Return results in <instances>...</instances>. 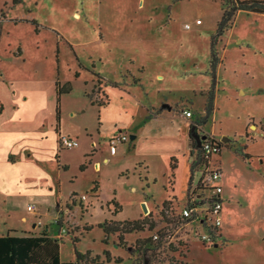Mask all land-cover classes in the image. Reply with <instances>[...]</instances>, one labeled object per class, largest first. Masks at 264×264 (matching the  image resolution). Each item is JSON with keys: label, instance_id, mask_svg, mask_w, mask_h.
<instances>
[{"label": "rangeland", "instance_id": "obj_1", "mask_svg": "<svg viewBox=\"0 0 264 264\" xmlns=\"http://www.w3.org/2000/svg\"><path fill=\"white\" fill-rule=\"evenodd\" d=\"M19 1L0 0V235L46 233L60 241L64 262H76L77 249L78 264H264V234L228 208L229 233L178 216L198 192L200 176L194 166L188 185V159L196 152L187 149L184 112H193L190 122L201 124L203 134H225V150L235 153L247 143L239 136L244 118L264 122V14L239 12L232 28L217 36L228 9L223 0ZM213 44L216 72L224 62L225 70L222 79L216 74L221 82L206 118L208 92L201 90L211 86ZM57 82L72 87L60 102ZM120 132L138 136L135 149L128 153L121 145L111 157V139ZM68 134L79 137V146L62 150L59 141ZM242 159L253 170L264 164L262 154ZM244 162L236 163L251 183ZM172 163L180 169L173 171ZM229 167L224 152L223 179L231 184ZM148 184L154 200L146 215L141 200ZM224 187L226 206L233 200L231 187ZM116 204L121 211L114 215ZM141 213L153 231L148 225L105 241L100 224L138 220Z\"/></svg>", "mask_w": 264, "mask_h": 264}, {"label": "trees", "instance_id": "obj_2", "mask_svg": "<svg viewBox=\"0 0 264 264\" xmlns=\"http://www.w3.org/2000/svg\"><path fill=\"white\" fill-rule=\"evenodd\" d=\"M228 4V9L224 11L221 22L218 25L217 36H222L224 32L228 29H231L234 23V19L239 12L255 13V14H264V0H223ZM19 0H14V4L19 3ZM20 22L18 20L15 23ZM36 25V21L32 22ZM22 53L20 52L19 55ZM217 60L218 55L215 49V45L211 46V77L212 85L211 89L208 92V101L206 105V118H209L214 111V101L216 97V88H217ZM67 88L64 89V86H61L59 82L56 83V92L60 102V97L62 94H69L72 91L70 83H67ZM3 111V106H0V114ZM154 117L153 114H149L148 118ZM56 119L58 124H60V105L56 108ZM201 125V124H200ZM190 139L193 142V148L198 149L197 140L198 137L196 128L191 126L189 132ZM225 146L224 143H222ZM244 148L237 151L238 154L242 155L244 158H249L250 156L246 153H243ZM59 158V157H57ZM174 159V158H173ZM202 163L201 156L198 155V160L191 166V178L192 180V171L194 166H198ZM172 170L174 171L177 166L173 163L171 165ZM80 170L83 172L85 169L83 165ZM172 174V178H174ZM196 190L199 192L202 189L197 185ZM168 202L164 203V207ZM121 211V206L116 204V209L114 215ZM146 218L139 220H126L122 222L108 221L106 220L103 224H100L99 227L103 230L105 235V241L109 236L118 234L121 240L124 239L125 235L133 233L145 232L148 226ZM155 228L154 223H151L148 226L149 231H153ZM86 231L90 230L89 227L85 229ZM77 241L75 240L74 243ZM61 243L58 239H55L49 236L46 233L41 235H32L27 237H17L10 234L0 237V264H78L81 261L83 255L75 249L76 262H62L60 258ZM110 260V258H109ZM120 261V260H118Z\"/></svg>", "mask_w": 264, "mask_h": 264}, {"label": "crops", "instance_id": "obj_3", "mask_svg": "<svg viewBox=\"0 0 264 264\" xmlns=\"http://www.w3.org/2000/svg\"><path fill=\"white\" fill-rule=\"evenodd\" d=\"M250 45L252 47L251 43H250ZM252 49H255V48H252ZM239 51L242 53L241 55L244 58L246 56V54H245L246 51H241V49ZM251 52H253L254 55H257V54H261L262 55L261 52H258V53H255L254 51H251ZM244 65L247 66V62H244ZM223 70H225V62H224V69H222L221 71H223ZM221 71L216 72V74L219 75V73ZM193 75H195V74H193ZM247 75H249V73H247ZM187 76H191V75H187ZM220 76H221V79H222L223 78V74L221 75V73H220ZM160 78H164V76H162V75L158 76V79H160ZM211 79H212V77H211ZM181 80L183 82H185V81H189L190 78H186V79L181 78ZM220 80L217 79L218 84H219V82H221ZM218 84H217L216 92L218 90ZM211 85H212V80H211ZM210 89H211V86L209 87L208 90H201V91L209 92ZM194 91H198V90H194ZM194 91H193V93H194ZM238 93H244L246 95V92L243 90V88H240V90H238ZM259 93H264V90H260ZM56 95H57V92H56ZM217 104H218V99H217ZM1 106H3V105H1ZM4 107H3V111H5ZM3 111H2V113L0 115H2L4 113ZM62 117H61V125H62ZM183 118H184V120H181L180 122L183 125V131L189 137V144H188L187 149H189V147L193 145V142H192V140L190 139V136H189V132H190V127L191 126L195 127L196 131L200 132L204 136L214 137V138H216L218 140H221V141H222L223 138H225L224 137L225 134H223V136H222L223 138L222 139L216 137V134L214 133V131H210L213 135L203 134L200 131V128L202 127L200 124H197V123L192 124L190 122L191 118H189V119L186 118V117H183ZM148 119H158V118L151 117V118H148ZM244 120H245V130L239 136L244 135V138L247 141V143L245 145V148H244L245 149V153L250 156L249 158H251L252 156L260 155V154L264 155V136H261V131H260V129L258 127L254 130V127L252 125V123H257L258 121H261V119H256L254 117V115H248L247 117L244 118ZM61 133L63 135L62 126H61ZM131 136H133V135H131ZM65 137L76 138V139L79 140V137L76 136V135L71 136L70 134H68V135H65ZM134 137L135 138L132 140L133 141L132 142L133 145L131 147H129V144L131 143V141H129L127 143L119 144L118 148H119V146L126 144V145H128V148H127L128 149V153H130L132 150L135 149L136 140L138 139L137 135L134 136ZM56 143L57 142H55V144ZM118 148H117V153L115 155H112L110 153L111 157H115L116 155L119 154ZM225 148L226 147L223 146V149H222L221 153L219 154L218 157H216V160H217V162L220 165V168L222 170L221 185H222V188H223L222 197H223V200H224V204H223L224 226H223V228L225 227L227 233H229V232H231L233 230L232 227H230V226L226 227V225H225L224 211H226V208H228L229 209L228 212H230L231 214L232 213L235 214L236 218L238 217V219H245L246 222H249V223L252 224V226L254 225L255 228H258L259 229V233L264 234V164L261 165L259 168H256L255 170L250 169L245 164V162L242 159L243 157H241L240 154L235 153L233 151H226ZM195 152H196L195 154L191 153V158L188 159V162L190 163V166H189L190 173L188 175V177H189L188 178V185L190 183L191 163L193 162L194 156H196L195 162L198 160L197 149H195ZM224 152H225V154H228V156L230 157V166L231 167H229L225 172L227 174V178L228 177H232L233 183H231V184L228 183L226 178L223 179V175H224V172H223V153ZM85 153H87V151ZM249 158H244V159H249ZM109 159L110 158H105L104 160L109 162ZM238 159L241 160L242 162H244V164H245L243 166L244 169L247 170L249 172V174H252V176L254 177L255 180L253 182L245 183L243 181V179L241 177V174H240V171H242V170L239 167L238 163H236ZM177 161L179 163V160H177ZM97 164L100 165L99 163H96V165ZM96 165H95V168H96ZM176 169H180L179 166ZM197 169H198V167H197ZM197 171H199V170H197ZM200 178H201V173H200V176L197 179V183L200 180ZM145 181L148 182V179H146ZM170 185H172V187H173V188H171V193L174 194L173 197L174 198L175 197L178 198V195L176 194V189H175L176 182L172 181V184H170ZM188 185H187V188H188ZM224 185L227 186V189L231 187V189L228 192V197H231V199L233 200V203L231 201H229V203H227L226 206H225V202L227 200L224 198V193H225L226 189H225ZM187 188H186V190H187ZM146 190H147V192L145 193L144 198L141 201L144 202V204L147 206L148 210L150 209V211H151L150 200H154V196L152 194H150V192H149L150 191V185L149 184L147 185ZM167 194L168 193H166L165 200L161 204H164L165 202H169V201H167V196H168ZM242 195L244 197H242ZM242 203H244V205L247 204L248 208L250 207L248 209V211H247L248 213H246V209H243L244 206H243ZM139 219H143L142 218V213L140 214ZM6 235H8V234H6ZM6 235H4V236H6ZM2 236L3 235H0V237H2ZM12 236L27 237V236H32V235L31 234H23V235H12ZM60 258H61V261L64 262L62 260V257H61V252H60ZM74 261H71V262H74Z\"/></svg>", "mask_w": 264, "mask_h": 264}, {"label": "built area", "instance_id": "obj_4", "mask_svg": "<svg viewBox=\"0 0 264 264\" xmlns=\"http://www.w3.org/2000/svg\"><path fill=\"white\" fill-rule=\"evenodd\" d=\"M197 24H201L198 21ZM191 26L187 25L189 29ZM184 117L192 118L193 112L186 110ZM254 130L258 127L261 131V136H264V122L252 123ZM199 138H201V146L197 149V153L202 158V163L198 165V170L201 173V178L197 185L202 189L199 192H193L186 201V205L179 213V217L182 219L193 218L199 221V224L203 229L208 231H221L224 226L223 217V204L222 197L223 188L221 185L222 170L218 164L216 157L219 156L223 149V142L214 137L204 136L200 132H197ZM204 137V139H202ZM130 141L129 135L120 132L111 139L110 153L115 155L117 153L118 145L121 143H127ZM79 146V140L71 137H62L59 141V147L63 149H73ZM35 207L30 206L29 211L35 212ZM167 215L174 218L173 211H167ZM155 240L159 239L158 235H155Z\"/></svg>", "mask_w": 264, "mask_h": 264}, {"label": "water", "instance_id": "obj_5", "mask_svg": "<svg viewBox=\"0 0 264 264\" xmlns=\"http://www.w3.org/2000/svg\"><path fill=\"white\" fill-rule=\"evenodd\" d=\"M130 138H131V140H133L135 137L134 136H131ZM202 139H204V137ZM196 140H197V147L199 148L201 146V138H199V136H198L196 138ZM227 141H228V139L226 137L222 139V142L223 143L224 142H227ZM143 209H144V213L146 215H149V210H148V208H147V206L145 204H143Z\"/></svg>", "mask_w": 264, "mask_h": 264}, {"label": "bare ground", "instance_id": "obj_6", "mask_svg": "<svg viewBox=\"0 0 264 264\" xmlns=\"http://www.w3.org/2000/svg\"><path fill=\"white\" fill-rule=\"evenodd\" d=\"M96 168L99 169V165L98 164L96 165Z\"/></svg>", "mask_w": 264, "mask_h": 264}]
</instances>
